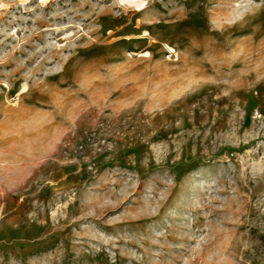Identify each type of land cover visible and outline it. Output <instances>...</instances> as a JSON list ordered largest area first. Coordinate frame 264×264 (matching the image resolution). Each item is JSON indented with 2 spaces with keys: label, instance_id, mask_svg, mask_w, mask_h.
I'll return each mask as SVG.
<instances>
[{
  "label": "rangeland",
  "instance_id": "374dc122",
  "mask_svg": "<svg viewBox=\"0 0 264 264\" xmlns=\"http://www.w3.org/2000/svg\"><path fill=\"white\" fill-rule=\"evenodd\" d=\"M0 264H264V0H0Z\"/></svg>",
  "mask_w": 264,
  "mask_h": 264
},
{
  "label": "bare ground",
  "instance_id": "6f19581e",
  "mask_svg": "<svg viewBox=\"0 0 264 264\" xmlns=\"http://www.w3.org/2000/svg\"><path fill=\"white\" fill-rule=\"evenodd\" d=\"M17 113V112H16ZM17 115V114H16Z\"/></svg>",
  "mask_w": 264,
  "mask_h": 264
}]
</instances>
